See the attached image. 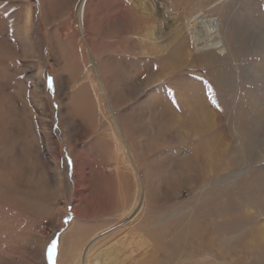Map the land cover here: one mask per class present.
Returning a JSON list of instances; mask_svg holds the SVG:
<instances>
[{"label": "rangeland", "instance_id": "rangeland-1", "mask_svg": "<svg viewBox=\"0 0 264 264\" xmlns=\"http://www.w3.org/2000/svg\"><path fill=\"white\" fill-rule=\"evenodd\" d=\"M144 14L159 43L181 34L143 53L133 26ZM204 38L225 52L199 50ZM182 40L184 67L155 80ZM89 50L109 74L119 127L94 101L96 88L109 111ZM194 91L218 115L207 126L182 105ZM160 103L189 129L158 116ZM73 165L86 182L72 181ZM260 228L264 0H0V264H84L86 254L104 264L129 246L140 257L132 233L153 242L162 231V264H264Z\"/></svg>", "mask_w": 264, "mask_h": 264}, {"label": "bare ground", "instance_id": "bare-ground-1", "mask_svg": "<svg viewBox=\"0 0 264 264\" xmlns=\"http://www.w3.org/2000/svg\"><path fill=\"white\" fill-rule=\"evenodd\" d=\"M142 4V3H141ZM140 5V4H139ZM215 5H218L217 3H212L211 5H210V8H214L215 7ZM141 7V6H140ZM168 10H170V9H168ZM160 11V10H159ZM148 14V13H147ZM151 15L149 14V15H146V14H144L143 16H141L140 17V19L139 20H137L138 22H136V25L135 26H133L134 27V31H136V30H139L138 32H140L141 33V37L143 38V40H142V43L140 44V47H139V45H138V47L139 48H141L142 47V52L143 53H147V52H149V51H161L162 50V48L164 49H166V47H169L170 45H172L173 44V41L175 40L176 41V39H173V37H178L177 35L179 34V33H175V34H173V35H170V36H168L167 37V39L165 40V42L162 44V43H159L158 41H156V39H157V37H160L162 34H163V32H161V31H157L156 32V30L157 29H153V30H150V29H148V31H146V25H145V23L146 22H148V21H152L151 20ZM153 19V18H152ZM199 19V16L198 17H196V21ZM177 22H173L172 23V25L173 26H175V24H176ZM194 23V22H193ZM192 23V24H193ZM170 25V24H169ZM177 25H178V23H177ZM171 26V25H170ZM244 28V27H243ZM236 29V28H235ZM246 29H248V28H246ZM128 30V29H127ZM175 30H177V29H175ZM239 31V30H238ZM155 32V33H154ZM247 32V31H246ZM127 33V32H126ZM129 34V33H128ZM127 34V35H128ZM133 34V33H132ZM138 34V33H137ZM180 34H181V32H180ZM179 34V35H180ZM237 34H239L238 32H237ZM126 35V34H125ZM139 35V34H138ZM223 35V34H222ZM248 35V34H247ZM152 36V37H151ZM155 36V37H154ZM128 37V36H127ZM131 37V36H130ZM140 37V36H139ZM251 37H253V36H250V39H251ZM205 40H202V39H200L199 40V43H197V46H198V49L199 50H202L203 51V49H209V48H212V50H214V49H218L219 51L222 49V51H221V53H223V52H225V50H223V48H221L222 47V45L223 44H225V41L224 40H222L221 38L220 39H217L216 38V40H218V42H219V46H217V44H216V46L214 47L211 43H209V40H206V38H204ZM247 39V38H246ZM256 39V38H255ZM131 40V39H130ZM253 40V39H252ZM85 41V40H84ZM141 41V40H140ZM197 42H198V38H197ZM260 42V41H259ZM184 43H185V41H183L182 40V44H181V47L179 46V48H176L175 50H173V52L172 51H170L167 55H169L170 56V58L168 59V58H165V59H163V61L161 60L160 61V65H159V71H158V74H157V76L155 75V76H153L154 78H155V80H158V78H160V76H161V74L162 75H164V74H167L169 71H173V70H177V69H181V67L183 66L184 67V65H185V63H186V61H187V56L190 54V51H189V49L186 47V46H184ZM187 43V42H186ZM137 45V44H136ZM135 45V46H136ZM218 47V48H217ZM185 49V50H184ZM82 50V49H81ZM131 50V49H130ZM172 50V49H171ZM89 53H91V55H92V58H93V65L95 66V70L97 71V73L99 74V76H100V82H101V85H102V91H103V93H104V96L106 95L107 96V100L109 101L108 102V109H109V111L108 112H106L105 110L103 111V107H102V101H101V98L99 97V95H98V93H97V90H96V88H95V84L93 85H91L92 87H94L95 89V96H96V98H94V101H96V103L98 104V107H99V111L100 112H102L100 115L101 116H103V117H106V116H108L109 114H111L110 116H112L113 117V122L115 123V125L117 126V127H119V121H118V118H117V114H115V112H113L114 110V105H113V103L110 101V98H109V95H108V91H107V85H106V83L105 82H107V79H109V77H108V75L109 74H107L106 72H102V67H101V61H100V59H98L97 60V57L95 56V54H93L92 53V51L91 50H89ZM139 53V52H138ZM212 53V52H211ZM211 53L209 52V54H208V56L209 55H211ZM112 55V54H111ZM135 55H136V53H135ZM207 55V54H206ZM235 56V55H234ZM112 57V56H111ZM111 57H109V58H111ZM99 58H100V56H99ZM114 58V57H113ZM112 59V58H111ZM115 60V59H114ZM121 63V62H120ZM119 63V64H120ZM124 66V65H123ZM127 67V65L125 64V68ZM103 73V74H102ZM111 75H110V78H112V77H114L113 75H114V72H111L110 73ZM159 75V76H158ZM112 76V77H111ZM105 79H104V78ZM107 78V79H106ZM222 79V78H221ZM226 79V78H225ZM222 81V80H221ZM147 84H149V83H147ZM133 88V87H132ZM191 90V89H190ZM180 91V90H179ZM182 93H184V92H182ZM112 94V93H111ZM191 95L190 96H192V99H193V101L192 100H190V99H188L187 100V103L185 102V101H182V105H186L188 108H189V113H187V116H189V120L191 119L192 120V122H194L195 124H193V126L194 125H196V127L197 126H207L209 123L211 124V122H213V120L215 119V118H217L218 117V115H217V113L210 107V105L208 104V102L202 97V95H200V91H198V92H196V91H194V93H190ZM186 95V94H185ZM187 97H188V95H186ZM189 98V97H188ZM194 100H195V102H194ZM164 102V101H163ZM74 103V102H73ZM151 105H152V103H151ZM160 105L162 106V109L163 110H161V112L159 111V113H157V115L158 116H164V115H169L170 117H175V120L176 119H178V121H180L181 119L182 120H185L186 121V118L184 117L185 115H183V114H181L180 112H178L177 110H175V109H173V107H171L170 105L169 106H166V107H164L163 106V104H161L160 103ZM185 110V109H184ZM184 110H182V111H184ZM186 111V110H185ZM168 117V116H167ZM169 117V118H170ZM170 120V119H169ZM198 124V125H197ZM182 126H183V124H181ZM98 126V125H97ZM115 126V127H116ZM189 127H190V123H188V120L186 121V123H185V126L183 127V129L184 130H188L189 129ZM207 128V127H206ZM119 129V128H118ZM118 129L116 128V130L114 129V131L112 132L114 135H115V137H116V139H117V141H119V144H120V146H121V148L122 147H124L125 146V141H123V139H122V136L123 137H125V135L122 133V136L120 135V133L118 132ZM179 133H181V132H179ZM126 138V137H125ZM126 149H127V151L128 152H130V149H128V147L126 146L125 147ZM124 148V149H125ZM123 149V148H122ZM131 153V152H130ZM131 155V154H130ZM133 155V154H132ZM115 163V162H114ZM129 163H132L131 165L133 166V168H134V170L136 171V173H138V169L136 168V159L135 158H133L132 157V161L131 162H129ZM110 168V167H109ZM113 169V168H112ZM114 171H115V174L117 175V177H119L120 176V165H116L115 166V168L113 169ZM72 173H73V178H72V181L74 182V183H76L77 185L79 184V183H81V181L82 182H86L87 181V179H88V177H87V174H86V172L85 171H80L78 168H77V166L75 167V165H73V170H72ZM80 173H83V175H80ZM55 180V179H54ZM141 180V179H140ZM78 187V186H77ZM78 189H79V187H78ZM142 197V196H141ZM124 205V200L123 201H121L120 203H115L114 204V206L110 209V210H108L109 212H108V214H111V213H113L114 211L115 212H117V210H118V208L120 207V206H123ZM121 208V207H120ZM115 209V210H114ZM140 209V208H139ZM139 209H137V211L139 210ZM137 211H135V213L133 214V216H131L132 218H130V219H128L127 221H128V223H130L131 221H133L134 220V218L136 217V215H137ZM140 211V210H139ZM124 214H126V211L123 213V215ZM134 215H135V217H134ZM260 232H261V235L264 237V229H262V228H260ZM97 236V235H96ZM129 236V233L127 234V235H125L124 236V239L121 241V242H118L117 243V241H116V243L118 244V245H115V244H112V245H109V246H107L108 248H109V250L107 251V256L109 255V254H111L112 253V251L115 249V248H121L122 246V244H123V242H125L128 238ZM165 236V232L164 231H162V232H158V233H156L155 235H154V237H153V239H154V243L153 242H151V241H148L146 238H143V237H141L139 234H137V233H132V236H131V239H130V241H129V244H131L132 242L134 243V240L135 241H137V242H139L140 243V247H138V249H141V251L140 252H145V254H142V253H140L139 254V256L140 257H137L136 256V252H137V250H134V249H132V247L131 246H129L128 247V249H127V251L128 252H124V250H122V253L119 251L118 253H117V255H109L110 256V258H109V260H106L105 262H104V264H131V263H133V264H162L161 263V260L159 259V257L161 256V249L162 250H164V248H162V243H163V237ZM94 240H95V238H93ZM92 239V242H95L94 240ZM262 240H264V238H262ZM92 243L90 242V244L89 245H91ZM264 244V243H263ZM151 246V251H154V253L156 252V253H158V256H153V254H151L149 251H147V250H145V249H148L149 247ZM87 247H88V245H87ZM155 247V248H154ZM263 247H264V245H263ZM88 248H90V247H88ZM87 248V249H88ZM107 248V249H108ZM111 249V250H110ZM189 251V250H188ZM85 252H86V250H85ZM88 252H89V249H88ZM85 254V253H84ZM103 254V253H102ZM116 254V253H115ZM193 255V254H192ZM88 254H86L85 255V258H84V260L82 259V262L84 263V264H89V262H90V260H91V258L89 257V259H88ZM187 258H189V257H187ZM191 258V257H190ZM93 260H94V262H95V264H99V259L98 258H92ZM106 259H108V258H106ZM105 260V259H104Z\"/></svg>", "mask_w": 264, "mask_h": 264}, {"label": "snow or ice", "instance_id": "snow-or-ice-1", "mask_svg": "<svg viewBox=\"0 0 264 264\" xmlns=\"http://www.w3.org/2000/svg\"><path fill=\"white\" fill-rule=\"evenodd\" d=\"M55 247H56V244H55V243H53V244H52V248H53V249H55Z\"/></svg>", "mask_w": 264, "mask_h": 264}]
</instances>
